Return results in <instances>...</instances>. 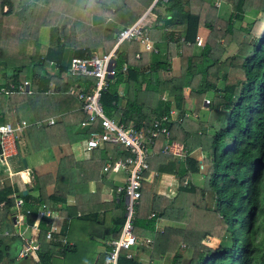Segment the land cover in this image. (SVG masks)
I'll return each mask as SVG.
<instances>
[{
  "label": "trees",
  "instance_id": "16d2710c",
  "mask_svg": "<svg viewBox=\"0 0 264 264\" xmlns=\"http://www.w3.org/2000/svg\"><path fill=\"white\" fill-rule=\"evenodd\" d=\"M68 3L85 16L105 18L106 25H74ZM154 5L161 10H153V22L145 28L154 52H140L132 40L118 43L115 73L107 79L99 102L104 115L136 126H147L173 108L177 115L167 124L166 141L180 144L185 153L180 159L160 153L164 138L154 139L142 175H172L174 191L155 195L149 184L140 182L133 232L148 242L136 243L128 259L120 251L116 264H264V0H217L216 7L207 0H155ZM143 11L133 0H0V71L6 78L0 88L9 81L14 86L26 81L22 92L15 87L8 94L0 92V122L12 124L18 113L39 122L24 131L32 152L68 147L66 129L71 124L83 138L86 130L77 126L83 114L72 91L85 90L94 79L69 76L63 49L70 48L69 59L87 57L97 47L106 53L114 45L115 31L133 24ZM249 12L257 16L244 19ZM40 27H48L46 45L36 42ZM199 29L205 35L194 53ZM87 33L94 41L82 38ZM231 45L234 51L225 55ZM119 85L123 98L117 93ZM206 93L211 99L204 105L205 114L199 115ZM185 100L191 102V118L184 116ZM111 149L104 144L91 150L85 161L62 153L52 172H29L38 182L37 194H17L21 208L29 210L26 222H33L38 208L55 209L64 221L47 241V223L38 221L35 263L26 257L9 258L4 244L0 260L63 264L69 254L89 259V244L100 243L94 264H101L106 250L102 241L116 238L123 221L121 195L109 203L98 202L108 175L100 171ZM193 149L203 157L196 159ZM116 150L126 154L122 148ZM194 175L201 177L199 185ZM10 194L9 187L0 188V213L12 207ZM68 198L73 202L65 206ZM87 205L95 208L85 210ZM157 222L164 223L160 230H155ZM205 238L217 239L216 245L206 246ZM61 240L71 245L62 246Z\"/></svg>",
  "mask_w": 264,
  "mask_h": 264
},
{
  "label": "built area",
  "instance_id": "2783aa9c",
  "mask_svg": "<svg viewBox=\"0 0 264 264\" xmlns=\"http://www.w3.org/2000/svg\"><path fill=\"white\" fill-rule=\"evenodd\" d=\"M138 18L133 24L119 30L115 37L114 45L106 53L90 54L87 57L71 58L69 60L66 73L69 76H86L94 79L93 85H89L85 90L76 89L72 91L73 96L80 103V112L83 118L77 123L79 128L86 130V135L81 139L82 149L90 152L94 149H101L104 144L112 147L122 148L126 154L106 157V161L101 168V173L110 175L120 174L121 184L114 188L115 195H121L123 204V221L116 238H111L105 242V253L101 264H116L117 256L120 251H124L126 259L132 256L131 249L137 243L133 232V220L135 205L139 197L140 182L144 181L143 172L146 171L145 162L150 146L158 135H162L164 141L160 146V153H170L178 157H183L184 153L180 146L171 141H166L167 124L176 119V111L169 110L167 114L153 118L147 126H136L133 123L122 124L118 122L116 116L104 115L100 102V92L106 87L107 79L112 78L115 73L114 57L115 48L121 41L132 40L139 44L141 50L152 51L154 49L148 39L147 32L143 26H140ZM195 44H201L200 36L195 37ZM136 56V55H135ZM26 81H20L15 86L11 83L6 88H0L4 94L11 92L14 87L21 91L25 88ZM207 104V100L203 101ZM185 116V114H184ZM48 120L47 123H51ZM28 123L24 120L15 121L12 124L0 123V167L4 165L5 159L15 151V142L19 135H22ZM20 201H15L14 213L15 222L17 219L24 218L29 211L25 209L19 211ZM51 212L45 208L38 212V216H49ZM153 214L149 213V217ZM56 232V227L51 226L45 233L46 239L51 238V234ZM19 256L27 254L28 250L34 248V244L23 240Z\"/></svg>",
  "mask_w": 264,
  "mask_h": 264
},
{
  "label": "crops",
  "instance_id": "0c3cea01",
  "mask_svg": "<svg viewBox=\"0 0 264 264\" xmlns=\"http://www.w3.org/2000/svg\"><path fill=\"white\" fill-rule=\"evenodd\" d=\"M133 1L136 2L139 6H141L144 10L143 13L139 16V18H141L140 19V26H143L144 28L149 27L152 24L153 19L155 17L154 11H152V7L155 3V0H133ZM68 11H69V9H68ZM79 16H82V18L80 17V20L76 19V21L77 22L79 21L80 24L81 23L88 24L89 26H95V25L105 26L107 23V20L105 18H101L98 15L90 14L89 16H85L84 14L83 15L79 14ZM70 19H73V18L70 16ZM74 25H77V24H74ZM119 30H121V29H118L115 31L116 33H114V37H113L114 40H115L116 34ZM47 33L48 32H47L46 27H40L37 30L36 42L40 45H46L47 41H48ZM198 33H202V32H199V30H198ZM148 39H149L151 45L153 46L154 42H152V40L150 38H148ZM137 45H138V50L140 52H148V51L141 50V47L139 46L138 43H137ZM96 50H99V49L98 48L94 49V51H92L91 54H97V53H95ZM63 51H64L63 59L66 62L68 61V63H69L70 48L65 47L63 49ZM96 52H98V51H96ZM5 80H6V78H4L2 76L1 71H0V84L2 82H4ZM9 83H10V81H9ZM6 87H7V84H6ZM6 87H2V88H6ZM122 89L123 88L120 85L117 87V93L119 94V98L120 97L123 98V90ZM1 93H3V92H1ZM160 99L166 100V98H164L163 96H160ZM148 100H150V98ZM145 101H147V100H145ZM121 102H122V99H121ZM118 105H120L119 100H118ZM170 110H174V109L171 108ZM112 116H116V115H111L110 117H112ZM22 117L23 116L20 113H18L17 118L13 122L19 121V120H24L26 123H28L27 127L31 124H34L35 126L40 125L39 122L34 123L32 121H28L27 118H25V117L22 118ZM5 122H7V121H5ZM0 123H4V122H0ZM7 123H9V122H7ZM71 128H73V130H71ZM74 130H75V127H73L72 124L68 125V127L66 129V134H67V138L69 140V146L62 148L60 150L61 152H56L55 150H51V151H44L43 150V151L32 152L30 150L29 146L27 145V142L25 145H23V146H21V148H19V147H17L16 142L18 139H21V140L24 139L26 141L25 136H24V132L22 133V135H19L17 137V140L14 144V146H15L14 153L12 155L8 156L4 161V165H2L0 167V172L3 171L6 173L4 176V180H3L4 182H3L2 187H5V186L9 187L11 194L8 195V197L13 198L14 203H15V201L21 202V200L17 198V194L18 193L21 194V192L23 190H25L26 193L31 195V196H35L37 194L36 191L38 189V182L36 180L31 179L29 172L31 174L34 173L36 176L52 172L54 165L56 164V160L58 159V156L61 155L62 153L71 154L73 159L76 161H85L90 157V152H86L82 149V144H81L82 137H78V135L74 132ZM24 131H25V129H24ZM171 142H173V141H171ZM162 143L163 142L160 143V146L162 145ZM173 143H175V142H173ZM175 144L177 146H180L181 151L183 153H185V150L182 148V146L180 144H178V143H175ZM111 148L113 149V150L111 149V154L107 155L110 158H112L114 156L122 155V152H119V150H116V149H120V148L112 147V146H111ZM149 153L150 152H148V154ZM166 154H170V153H166ZM171 156H173L175 159H180V157H178V156H175V155H171ZM27 157H30V160L35 159V171H32L31 168L27 167V162H26ZM22 159L24 160V164L21 162ZM11 168L13 171H11ZM100 173H101V171H100ZM11 177H14L15 179H17L16 182L12 181ZM117 180L122 181V177L118 174H114V175L108 174L107 175V180H106L107 184H106V186L102 185L99 196H98V202H100L101 204L109 203L111 200H113L116 197V195L114 194V188L116 185L121 184V183H117ZM174 181H175V178L172 175L159 174V173H155L153 171H148L146 173V175L144 176V182H146L147 184L150 185V192L155 194V195H171L172 192L174 191V187H175ZM2 187L0 184V188H2ZM88 187H89V189L92 188L91 183H88ZM46 190H47V188L45 189V192H46ZM72 202H73V200L71 198H68L66 200L65 206L71 205ZM14 203H13L12 207H10L8 209V212H6L5 214L0 213V218L4 217V221H2L0 219V236L2 237V238H0V244H4L6 246V248H7L6 254L8 255L9 258L18 259V258L26 257L32 263H35V261L37 260L35 250L38 247V242H37V235H38L37 223H38V221L42 218L47 223L46 224L47 229L45 230V232L43 234V238L47 241L49 239H46L44 237L45 233L49 230V228L51 226H55L56 232L51 234V238H52L53 234H58L59 227L62 224V222L64 221V219L58 215L57 210H55V209L49 210L48 208H45V209H47L51 212L49 214V216H47V217L40 216L39 217L38 212L43 208H38L36 211V215L34 217V220L31 224H28L26 222V216L27 215L24 218H22L21 220L17 219V222H15L14 213L16 212V210H15L16 208H14ZM21 204H22V202H21ZM21 204H20V208L18 210L23 212L26 208L25 209L21 208ZM1 208H2V203H0V209ZM94 208H95L94 205L85 206V210H87V209L93 210ZM149 213H152V212H149ZM148 217H149V214H148ZM163 225H164V223L157 222L155 225V230H160ZM24 239L27 242V243H25V245L28 244V242H31V244H34V248H31L30 250H28L26 255L19 256L18 252L21 249V246H22V243L24 242L23 241ZM109 239H111L109 236L106 237L105 240L102 241V244L105 245V242L108 241ZM136 239H137L138 244L142 243V242H144V243L148 242L147 238L136 237ZM61 244H62V246L71 245L68 242H67V244H64L63 240H61ZM0 247H1V249L3 248L1 245H0ZM59 257L62 258V256H59ZM141 258L144 261L145 258H143V257H141ZM0 264H7V263L3 259V260H0Z\"/></svg>",
  "mask_w": 264,
  "mask_h": 264
},
{
  "label": "rangeland",
  "instance_id": "374dc122",
  "mask_svg": "<svg viewBox=\"0 0 264 264\" xmlns=\"http://www.w3.org/2000/svg\"><path fill=\"white\" fill-rule=\"evenodd\" d=\"M161 1H165V0H161ZM207 4L216 7L217 0H207ZM68 9H69V11H68ZM153 10H161V9L158 8V7H155V5H153L152 11ZM67 11H68V14H69V18L71 16L73 18L71 20H74L78 26H84V25H86V24H83V23L80 24L79 21L78 22L76 21V19L80 20V17L82 18V16H79V14H82L83 15V12L80 11V9H78V7H75L74 5L71 6L68 3L67 4ZM256 16H257V12L245 13L244 14V19L254 18ZM95 26H94L95 28L93 27L94 29L104 27V26H100V25H95ZM46 28H47V32H48V27H46ZM199 32H202V33H198V35L202 39V36L205 35V32L201 31L200 29H199ZM94 34H95V32H94ZM82 38H84L85 40H89V39L93 40V38H95V36L94 35L91 36V34L87 33V34H84ZM200 45H196V47L194 49V53L197 52L198 48H200ZM97 48L99 50H96L98 52L95 51V53H97V54H99V52L102 53L101 48L100 47H97ZM97 48H95V49H97ZM162 48L163 47L160 46V49H162ZM233 51H234V46L231 45V46H229V47L226 48L225 55H230ZM170 65L172 66V68L174 70L176 68V66H177L176 59H173L172 61H170ZM183 92H184V95H186V90L183 91ZM159 96H163L165 98V95L160 94ZM210 99H211L210 93H206L205 96H204V100H210ZM200 105H201V109L199 110V113L198 114L199 115H204L205 114V110H204V105L205 104H202L201 103ZM190 107H191V102L188 101V100H185L184 101V105H183V111L185 113V117H188V118L193 117L192 113H190ZM22 118H24V116ZM23 140H21V139H18L17 140V142H16L17 147L21 148V146H23V145L26 144V141L25 140L23 141ZM193 150L194 151H193L192 154H193V156L196 159H200L201 157H203V153L198 152L197 149H193ZM26 162H27V167L28 168H31L32 171H35V159H31L30 160V157H27L26 158ZM11 171H13L12 168H11ZM203 171H204V166H201L200 167V172H203ZM5 174L6 173L3 172V171L0 172V184H1V187H2L3 182H4L3 180H4ZM118 175H120V174H118ZM11 178H12V181L16 182L17 179H15L14 177H11ZM192 180L197 185H199L201 183V177L199 175H194L193 178H192ZM117 183H121V181L120 180H117ZM205 201H206V204L208 206H210V196H207L206 195ZM216 243H217V239H215V238H205L203 240V244H205L206 246H210V247H214L216 245ZM181 248H182V245H180L179 249H181ZM88 250L90 252L89 255H88L89 256V259L88 258H85V259H82L81 260L80 257H77L76 256L77 254H69V255L65 256V258L63 259V264H94L95 261H96L97 252L99 253L102 250L101 244L100 243H97V244L96 243H90Z\"/></svg>",
  "mask_w": 264,
  "mask_h": 264
},
{
  "label": "water",
  "instance_id": "95a60500",
  "mask_svg": "<svg viewBox=\"0 0 264 264\" xmlns=\"http://www.w3.org/2000/svg\"><path fill=\"white\" fill-rule=\"evenodd\" d=\"M21 162L24 164V160H23V159L21 160ZM25 193H26L25 190H23V191L21 192L22 195H24Z\"/></svg>",
  "mask_w": 264,
  "mask_h": 264
}]
</instances>
